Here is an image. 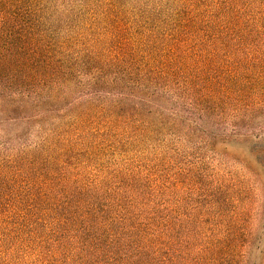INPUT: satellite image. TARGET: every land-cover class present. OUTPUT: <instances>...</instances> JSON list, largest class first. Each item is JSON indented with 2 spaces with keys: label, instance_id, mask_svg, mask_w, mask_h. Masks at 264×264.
Here are the masks:
<instances>
[{
  "label": "trees",
  "instance_id": "obj_1",
  "mask_svg": "<svg viewBox=\"0 0 264 264\" xmlns=\"http://www.w3.org/2000/svg\"><path fill=\"white\" fill-rule=\"evenodd\" d=\"M78 1L0 0V264H264V0Z\"/></svg>",
  "mask_w": 264,
  "mask_h": 264
},
{
  "label": "rangeland",
  "instance_id": "obj_2",
  "mask_svg": "<svg viewBox=\"0 0 264 264\" xmlns=\"http://www.w3.org/2000/svg\"><path fill=\"white\" fill-rule=\"evenodd\" d=\"M127 1H130L129 3L132 4L133 1H137V0H127ZM148 1L149 0L138 1L139 7L143 6ZM51 2L53 3V11L54 9L56 10V12H53V11L51 12L52 17H60L61 13L67 14V12L69 11L73 13L70 16H73L75 15L74 13H76L78 7L82 4L78 0H51ZM62 2L63 4H61ZM149 3L151 5H155L156 2L150 0ZM64 4L69 5V7H71L70 5L72 4L74 8L73 9H66V8L62 9L64 8L63 6ZM33 140H34L33 137H30L29 139H27V145H30V143ZM229 147L232 151L233 148L231 146ZM233 147L235 146L233 145ZM172 150L173 151H168V153H170V155L172 156V161L170 165H172V170L178 174L179 178H180V173H181V177L185 176L186 173L191 178L194 175H196L197 179L202 181V184H204L208 179L213 177V175L216 176L217 171L219 169V165H220L219 158L213 155L212 153H210L207 149H199L196 144L194 145L192 143H185V144L184 143L182 144L174 143L172 145ZM132 152L133 151L121 154V156L117 158L115 161L117 162L116 165H118L119 163L120 164L123 163L124 160L127 161L126 163H131L130 160L133 159ZM10 154L11 152L7 150L2 144H0V171L4 170L6 175L9 176V181L11 182V184L9 185V188H13L16 191V189H19V187L22 186L20 181H24V180L21 179L22 177H20V175H18V178H14L12 176L13 174L10 173L11 168L6 169L5 166L1 165V161L9 157ZM106 159H107L106 157L101 158L98 162L104 163ZM120 164L119 166H116L114 164L110 168L120 167ZM90 168L91 167H87V170L93 171V169H90ZM180 184H181L180 182L177 183V186H180ZM262 189L264 193V185ZM259 225H261V227L264 228V217L261 220V224L259 222ZM19 264H23V260H19Z\"/></svg>",
  "mask_w": 264,
  "mask_h": 264
}]
</instances>
